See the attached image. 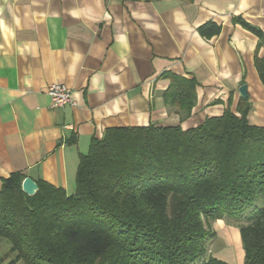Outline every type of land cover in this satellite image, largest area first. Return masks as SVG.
Listing matches in <instances>:
<instances>
[{"label": "crops", "instance_id": "1", "mask_svg": "<svg viewBox=\"0 0 264 264\" xmlns=\"http://www.w3.org/2000/svg\"><path fill=\"white\" fill-rule=\"evenodd\" d=\"M210 23L221 31L207 38ZM262 71L264 0H0V190L21 173L74 194L81 157L108 129H190L240 100L264 127ZM169 75L197 83L184 122ZM53 84L75 105L53 108Z\"/></svg>", "mask_w": 264, "mask_h": 264}, {"label": "trees", "instance_id": "2", "mask_svg": "<svg viewBox=\"0 0 264 264\" xmlns=\"http://www.w3.org/2000/svg\"><path fill=\"white\" fill-rule=\"evenodd\" d=\"M167 77L184 122L197 83ZM251 111L240 100L190 129H108L81 157L72 195L37 181L29 197L26 176L12 174L0 190V264H227L207 248L217 220L239 226L244 264H264V127L250 125Z\"/></svg>", "mask_w": 264, "mask_h": 264}, {"label": "rangeland", "instance_id": "3", "mask_svg": "<svg viewBox=\"0 0 264 264\" xmlns=\"http://www.w3.org/2000/svg\"><path fill=\"white\" fill-rule=\"evenodd\" d=\"M211 224L213 231L217 232V236L207 243L209 254H213L214 257L227 264H244L245 251L239 226L227 220H217ZM7 249L6 244L1 245L2 252Z\"/></svg>", "mask_w": 264, "mask_h": 264}, {"label": "built area", "instance_id": "4", "mask_svg": "<svg viewBox=\"0 0 264 264\" xmlns=\"http://www.w3.org/2000/svg\"><path fill=\"white\" fill-rule=\"evenodd\" d=\"M48 95L52 100L53 108L75 105L72 99V90L65 85L53 84L48 89Z\"/></svg>", "mask_w": 264, "mask_h": 264}, {"label": "water", "instance_id": "5", "mask_svg": "<svg viewBox=\"0 0 264 264\" xmlns=\"http://www.w3.org/2000/svg\"><path fill=\"white\" fill-rule=\"evenodd\" d=\"M239 92H240L241 97L246 99L248 97L247 85H243L242 87H240ZM22 189H23V192L29 197H35L37 193L39 192V187L37 183L31 178H26L23 181Z\"/></svg>", "mask_w": 264, "mask_h": 264}]
</instances>
